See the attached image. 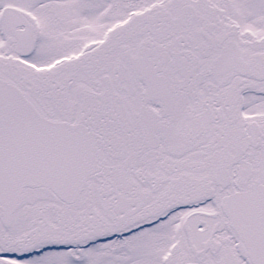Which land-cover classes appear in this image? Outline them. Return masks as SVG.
<instances>
[{"label": "snow or ice", "instance_id": "6c2138e0", "mask_svg": "<svg viewBox=\"0 0 264 264\" xmlns=\"http://www.w3.org/2000/svg\"><path fill=\"white\" fill-rule=\"evenodd\" d=\"M0 264H264V0H0Z\"/></svg>", "mask_w": 264, "mask_h": 264}]
</instances>
